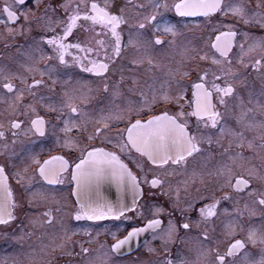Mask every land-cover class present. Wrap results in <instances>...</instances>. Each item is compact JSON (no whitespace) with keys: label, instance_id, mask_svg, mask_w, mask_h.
I'll return each mask as SVG.
<instances>
[{"label":"snow or ice","instance_id":"6c2138e0","mask_svg":"<svg viewBox=\"0 0 264 264\" xmlns=\"http://www.w3.org/2000/svg\"><path fill=\"white\" fill-rule=\"evenodd\" d=\"M0 26V264H264V0H4Z\"/></svg>","mask_w":264,"mask_h":264},{"label":"flooded vegetation","instance_id":"af4514ba","mask_svg":"<svg viewBox=\"0 0 264 264\" xmlns=\"http://www.w3.org/2000/svg\"><path fill=\"white\" fill-rule=\"evenodd\" d=\"M3 3H4V0H0V6H2ZM0 31H2V26H0ZM252 31H254L256 33H259L261 30L260 29H253ZM24 42H25V38L24 37L21 36V37L17 38V43H24ZM14 54H15V49L14 48H12L11 50L5 49L3 41H0V60H3L4 62H7L5 60V57L10 56V55H14ZM175 58H176V60L180 59L179 53L176 54ZM85 75H87V74H85ZM0 110H2V108H0ZM160 110H162V109H160ZM255 118L258 119V120H264V115L256 113L255 114ZM247 135H248L249 138H252L253 136L257 135V133L256 132H249V133H247ZM96 144H97V146H102V145H100L99 141H97ZM245 154L247 155L249 153H247V151L245 150ZM255 162L259 163L258 161H255ZM176 179H180V177H176ZM109 194H110L111 198H113V199L115 198L116 193H115L114 189L111 190ZM222 206H224L223 203H222ZM227 206L234 213L237 210H239L240 212H243L244 215H243L242 219L245 222H247V220L249 218H248L247 212L244 211V201H241L239 205H227ZM252 219L253 220L258 219V213H257L256 216H253ZM102 223H107V222H102ZM218 223H219V221H218ZM25 224H27V222H25ZM93 235H95V234H93ZM74 239L83 240V239H86V238L83 237V236H77ZM106 239L108 240V243H111L110 238H106L103 234H101L97 240H95L91 244H86L85 246L89 247V248H91L93 250L99 249L100 245L103 244ZM221 239H223V237H221ZM19 243H22V242H18L16 240L7 239L5 237V235H4V233H0V258H4L6 256H11L14 253L15 247H17L19 245ZM33 243H37L36 240H35V237H33ZM159 245H160L159 241H153V246L154 247H159ZM25 247H27L26 244H25ZM51 255L54 256V257H58L59 253H53ZM138 257L141 258V260H147V259H154L155 258V256H149L147 254L146 250L141 246L139 252H135L134 251V252H132L131 255L122 257L121 261H122V264H131V262L134 261L135 259H137ZM67 259H68L67 257H64L63 259H54L53 258V259L50 260V264H65V261ZM35 264H45V262H44V260H37L35 262ZM98 264H99V261H98Z\"/></svg>","mask_w":264,"mask_h":264},{"label":"rangeland","instance_id":"374dc122","mask_svg":"<svg viewBox=\"0 0 264 264\" xmlns=\"http://www.w3.org/2000/svg\"><path fill=\"white\" fill-rule=\"evenodd\" d=\"M139 257H140V256H139ZM139 257H138L137 259H141V258H139ZM137 259H135V260H137ZM123 262H124V261H123Z\"/></svg>","mask_w":264,"mask_h":264}]
</instances>
